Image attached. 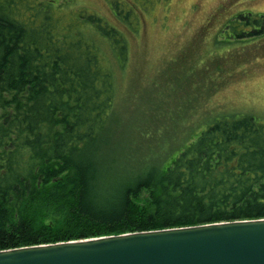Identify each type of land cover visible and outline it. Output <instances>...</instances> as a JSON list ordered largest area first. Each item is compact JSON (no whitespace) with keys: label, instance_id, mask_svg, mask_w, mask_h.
Masks as SVG:
<instances>
[{"label":"trees","instance_id":"trees-1","mask_svg":"<svg viewBox=\"0 0 264 264\" xmlns=\"http://www.w3.org/2000/svg\"><path fill=\"white\" fill-rule=\"evenodd\" d=\"M143 1L112 3L129 29ZM72 5L0 0V249L264 217V123L219 113L169 150L118 144L129 36ZM263 32L241 13L216 42Z\"/></svg>","mask_w":264,"mask_h":264},{"label":"rangeland","instance_id":"rangeland-1","mask_svg":"<svg viewBox=\"0 0 264 264\" xmlns=\"http://www.w3.org/2000/svg\"><path fill=\"white\" fill-rule=\"evenodd\" d=\"M117 1L72 0V6L128 33L129 56L117 79L118 144L169 150L219 113L252 114L264 123V32L229 46L216 42L238 14H264V0H146L138 2L139 17L133 13L136 29L117 17ZM149 112L156 117L148 119Z\"/></svg>","mask_w":264,"mask_h":264},{"label":"water","instance_id":"water-1","mask_svg":"<svg viewBox=\"0 0 264 264\" xmlns=\"http://www.w3.org/2000/svg\"><path fill=\"white\" fill-rule=\"evenodd\" d=\"M0 264H264V217L0 249Z\"/></svg>","mask_w":264,"mask_h":264}]
</instances>
